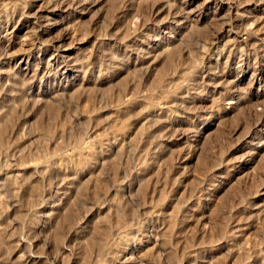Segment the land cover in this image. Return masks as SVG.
Instances as JSON below:
<instances>
[{
  "label": "rangeland",
  "instance_id": "rangeland-1",
  "mask_svg": "<svg viewBox=\"0 0 264 264\" xmlns=\"http://www.w3.org/2000/svg\"><path fill=\"white\" fill-rule=\"evenodd\" d=\"M0 264H264V0H0Z\"/></svg>",
  "mask_w": 264,
  "mask_h": 264
}]
</instances>
